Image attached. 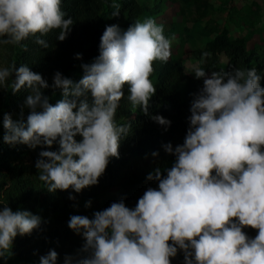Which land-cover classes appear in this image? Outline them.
<instances>
[{
  "label": "clouds",
  "instance_id": "9594fccd",
  "mask_svg": "<svg viewBox=\"0 0 264 264\" xmlns=\"http://www.w3.org/2000/svg\"><path fill=\"white\" fill-rule=\"evenodd\" d=\"M113 8L112 16H118L120 5ZM65 17L61 0H0V44H20L31 36L41 48H49L42 37L58 29L56 39L63 41L71 31L73 20ZM171 45L163 26L148 18L124 31L115 24L106 26L98 56L81 65L84 74L75 83L56 72L50 86L27 65L0 67V88L15 73L12 92L25 89L24 105L30 109L26 122L4 114V143L30 149L58 144L57 151H41L35 162L49 192L71 188L80 193L96 185L109 158L119 157V141L130 132L129 124L115 120L125 85L131 105L165 130L170 126L166 118L151 115L148 107L156 92L149 79L152 64L167 62ZM207 55L202 53V59ZM191 73L203 79V87L191 103L183 144L174 149L171 143L163 145L175 156L172 167L165 176L159 167L148 174L147 180L158 182V188H148L132 209L121 200L94 212L92 219L71 216L68 227L84 238L82 251L88 253L75 264H170L178 249L184 253V264H264L261 75L254 67L210 75L194 67ZM49 87L63 97L54 106L43 94ZM4 205L0 258L6 260L14 238L39 229L41 217ZM90 205L91 201L85 203L86 208ZM245 227L258 230L254 238L246 235ZM56 262L54 250L39 259V264ZM64 264H73V258L66 256Z\"/></svg>",
  "mask_w": 264,
  "mask_h": 264
},
{
  "label": "trees",
  "instance_id": "16d2710c",
  "mask_svg": "<svg viewBox=\"0 0 264 264\" xmlns=\"http://www.w3.org/2000/svg\"><path fill=\"white\" fill-rule=\"evenodd\" d=\"M171 1L176 5L178 19L165 29V24L156 20V15L167 9V3L163 0H61L65 18L71 17L73 20L65 40L56 39L57 29L42 37L50 45L46 49L37 45L35 37L31 36L20 44H7L8 66L15 65L18 69L21 65H27L50 86L56 72L74 83L82 78L81 65L92 63L98 56L100 38L106 26L115 24L124 31L136 21L151 18L157 25L163 26L165 37L183 45L181 50H171L172 55L167 62L154 61L149 77L156 92L149 100L148 112L166 118L171 122L170 126L165 130L145 115L139 106L131 105L126 99L128 86L125 85L124 98L119 103L115 120L118 125L129 124L130 132L119 141V157L109 158L98 183L82 189L80 193L71 188L49 192L38 178L35 162L39 159V153L44 150L57 151L58 144L54 143L51 148L37 146L30 149L20 143H4V114H9L14 121L24 122L30 114V109L24 105L28 92L25 89L15 94L12 92L13 73L0 92V209L7 204L14 212L29 211L41 217L39 229L33 230L30 235H17L14 238L9 255L14 260L39 264L41 256L54 250L57 252L56 264H64L66 256L72 257L75 264L76 260L86 257L88 253L82 251L84 238L68 227L71 216L82 215L92 219L94 212L121 200L132 209L148 188H158V182L146 177L157 167L165 176V170L172 167L175 156L166 153L163 145L171 143L174 149L183 144L189 127L191 103L203 87V80L198 81L185 68L184 45L191 46L199 67L204 68L207 75L213 71L232 73L236 68L254 67L261 75L260 84L264 87V51L254 35L258 33L264 38V27L259 26L264 21V12L253 8L248 1L239 6L231 0ZM217 2L222 10L217 8ZM114 4L120 5L119 15L115 17L112 16ZM219 10L226 15L223 23L216 15ZM186 18L197 30L184 24ZM198 40H201L202 48L198 47ZM204 52L208 55L202 59ZM76 54H80L81 58L76 59ZM43 94L49 97V103L53 106L63 98L59 90L51 87L44 89ZM75 139L79 142L81 137ZM154 151L158 153L156 157L151 155ZM69 195L75 199L70 200ZM88 201H91V205L86 208ZM243 231L254 238L258 230L245 227ZM1 259L0 263L4 264ZM170 261L184 264V253L178 249L177 255Z\"/></svg>",
  "mask_w": 264,
  "mask_h": 264
},
{
  "label": "rangeland",
  "instance_id": "374dc122",
  "mask_svg": "<svg viewBox=\"0 0 264 264\" xmlns=\"http://www.w3.org/2000/svg\"><path fill=\"white\" fill-rule=\"evenodd\" d=\"M165 3H167V9L163 12H161L160 14L156 15V20L157 22H162L165 24V29H167L170 25H172L171 23L178 19L177 18V9H176V5L174 3H172L171 0H163ZM250 3V5L257 9L260 10L262 12H264V0H231V2H233L236 6L241 5L242 3L247 2ZM220 3L217 2L216 6L217 8H220ZM221 9V8H220ZM222 10V9H221ZM217 11L216 15L217 17L223 22H225V18L226 15L221 11ZM184 24L188 27H190L191 29L197 30L196 27L192 26L193 23L189 21V18H186V20H184ZM260 27H264V21H262V23L259 25ZM264 30V28H263ZM255 39L258 43L261 44V50L264 51V38L262 39L261 35H258V33H255ZM198 47H203L201 40H198L197 42ZM183 46V45H182ZM182 46L180 44L179 41H174L172 42L171 45V50L172 51H178L182 49ZM191 46L189 44L184 45L183 47V59H184V65L185 68L190 71V73L192 72L194 67H199V62L198 59L194 56L193 54V50L191 51ZM9 62H8V50H7V44H0V67H8ZM192 74V73H191ZM194 76V74H192ZM198 81L203 80V79H197ZM3 88H0V92ZM12 257L8 256V258L5 259H1L2 261H4V264H26L23 262H18L16 260H14ZM13 260V261H12ZM1 264V263H0ZM170 264H178L177 262L174 261H170Z\"/></svg>",
  "mask_w": 264,
  "mask_h": 264
}]
</instances>
